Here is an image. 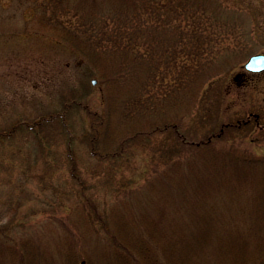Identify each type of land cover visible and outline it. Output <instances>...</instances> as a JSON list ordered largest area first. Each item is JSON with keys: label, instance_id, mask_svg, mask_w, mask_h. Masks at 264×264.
I'll return each instance as SVG.
<instances>
[{"label": "rangeland", "instance_id": "1", "mask_svg": "<svg viewBox=\"0 0 264 264\" xmlns=\"http://www.w3.org/2000/svg\"><path fill=\"white\" fill-rule=\"evenodd\" d=\"M203 2L223 4L233 31L218 46L215 65L223 68L198 89L193 82L169 92L166 113L153 121L176 119L179 135L171 128L138 135L125 154L100 161L87 138L93 127L101 148L118 149L127 133L152 129V97L139 95V66L122 76L106 51L90 60L66 39L76 41L79 23L94 14L132 15L140 3L0 0V264H141L148 249L134 241L149 238L148 227L156 232L154 212L164 207L168 232L180 230L196 251L182 264H222L227 248L260 264L264 71L244 63L264 52V0ZM181 27L174 18L160 27L171 49L179 48ZM61 29L70 30L65 38ZM141 41L152 42L151 34ZM249 117L247 125L226 127ZM181 136L190 147L212 138L189 150Z\"/></svg>", "mask_w": 264, "mask_h": 264}, {"label": "trees", "instance_id": "2", "mask_svg": "<svg viewBox=\"0 0 264 264\" xmlns=\"http://www.w3.org/2000/svg\"><path fill=\"white\" fill-rule=\"evenodd\" d=\"M125 1L134 4L138 2L140 8L134 9L133 12H136L132 15L127 13L124 15L122 10H113L119 12L112 13L113 11H111L110 13L101 14V17L94 14L88 20L90 23L87 21L79 23L78 27L81 29L82 35L76 34V41L69 37L66 39L73 49L80 52L84 57L90 58V60L92 59L91 55L98 54L99 56L106 51L105 55L112 57L111 61L122 76L134 73L135 67L139 66L145 75L144 81L141 83L143 89L139 95L150 94V98L152 97V129L127 133L119 142L118 149L106 150L103 147L101 148L98 136L100 130L93 127L96 132L95 137L87 135V138L92 153L99 157L100 161L117 158L125 154L124 151L129 145L127 142L138 135H153L159 130L168 131L169 128L179 135L180 132L177 128L179 123L176 119L173 123L171 121L166 123L162 119L164 115L154 119V121L153 118L156 114L166 113L164 101L171 96L170 91L172 94L177 90L180 92L182 87L186 85L190 87L193 82H195L193 88L198 89L200 84H204L211 77L217 75L214 73H218L223 68V64L219 67H217V64L215 65L216 54L220 51L218 46L224 40V37L233 34V31H229L225 26L227 18L222 15V9H225V7L220 2L215 3V9H210L206 7L203 0ZM173 18L178 24L184 25V27H181L182 30L178 33L176 39L175 45L179 48L175 49H171L172 45L165 41V29L160 28L161 26L166 27ZM61 32V36L65 38L70 30L64 31L61 29ZM150 34L152 42L144 43L141 41ZM216 47L218 48L216 49ZM179 51L183 53L180 56L177 54L180 53ZM168 75L173 77L170 81L165 82ZM165 83H168V85L166 86ZM104 112L109 115L107 110L104 109ZM161 123L166 124L161 126ZM256 125L259 126L258 120ZM242 126H244V122L241 125L238 122L235 124L227 123L226 125L228 128H240ZM221 133L219 134L221 135ZM211 138L202 140L195 146L190 147L191 143L186 142L185 136L180 137L183 147L187 146L189 150L190 148L199 150L202 145L209 143ZM195 169L197 168H192L191 171H195ZM203 202L207 207L212 206L211 201ZM254 205L260 206V204ZM255 209L257 208L253 207V211ZM169 211L165 207L164 209L155 210L156 232L148 227L146 232L149 238L140 237L134 241L139 251L148 249L147 258H144L146 260L141 259V264H148L146 261L151 263V260L153 264H182L184 257L189 258L188 255L192 251L196 252L193 250L189 238L180 236V230L173 229L177 235L175 237L171 235L172 232H168V226L171 222V218H168ZM176 213L180 214L181 211L176 208ZM196 214L199 216L198 213ZM199 220L197 224H199ZM173 224L177 225V223ZM188 225H190V222L186 223V226ZM152 240L154 242L153 248L150 246ZM197 240L200 239L197 238ZM242 253V251H229L227 248L221 256L222 264H247V261L250 262L251 259L244 258ZM186 262V264H190L189 259H186ZM260 264H264V257Z\"/></svg>", "mask_w": 264, "mask_h": 264}, {"label": "water", "instance_id": "3", "mask_svg": "<svg viewBox=\"0 0 264 264\" xmlns=\"http://www.w3.org/2000/svg\"><path fill=\"white\" fill-rule=\"evenodd\" d=\"M245 67L254 71L264 70V52H259L251 55L245 63ZM85 261H82L81 264H84Z\"/></svg>", "mask_w": 264, "mask_h": 264}, {"label": "flooded vegetation", "instance_id": "4", "mask_svg": "<svg viewBox=\"0 0 264 264\" xmlns=\"http://www.w3.org/2000/svg\"><path fill=\"white\" fill-rule=\"evenodd\" d=\"M19 122H20V124H22V123H23V121H22V120H20ZM243 122H244V124H245V125H247L248 123H250V122H251V118H248V120H247V121H243ZM258 122H259V119H258ZM238 123H239V125H241V124H242V121H239Z\"/></svg>", "mask_w": 264, "mask_h": 264}]
</instances>
